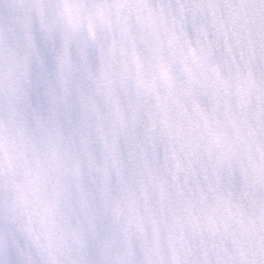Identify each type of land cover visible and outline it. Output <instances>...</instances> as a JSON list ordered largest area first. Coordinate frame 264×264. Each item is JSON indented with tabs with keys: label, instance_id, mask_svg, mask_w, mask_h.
Masks as SVG:
<instances>
[{
	"label": "snow or ice",
	"instance_id": "1",
	"mask_svg": "<svg viewBox=\"0 0 264 264\" xmlns=\"http://www.w3.org/2000/svg\"><path fill=\"white\" fill-rule=\"evenodd\" d=\"M0 264H264V0H0Z\"/></svg>",
	"mask_w": 264,
	"mask_h": 264
}]
</instances>
